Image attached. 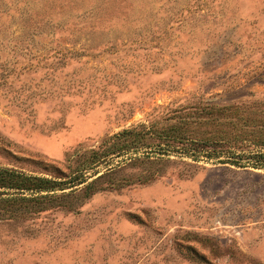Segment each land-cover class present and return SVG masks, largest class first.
<instances>
[{"label": "rangeland", "instance_id": "obj_1", "mask_svg": "<svg viewBox=\"0 0 264 264\" xmlns=\"http://www.w3.org/2000/svg\"><path fill=\"white\" fill-rule=\"evenodd\" d=\"M212 104L264 150V0H0V166L86 179L0 211V264H264V165L156 145Z\"/></svg>", "mask_w": 264, "mask_h": 264}, {"label": "trees", "instance_id": "obj_2", "mask_svg": "<svg viewBox=\"0 0 264 264\" xmlns=\"http://www.w3.org/2000/svg\"><path fill=\"white\" fill-rule=\"evenodd\" d=\"M227 111V106H218L216 104L208 105L206 109L203 110L202 114L207 113L209 115L204 118L205 120L209 119L213 121L212 123L215 125L213 129L209 131L202 129L201 124L207 122L201 120L200 129L190 131L187 126L189 123L187 124L182 121L181 125L169 129L172 130V134H168L171 137L157 134V136H159L158 142L160 143H156V145L162 148L163 143L166 145H174L173 140H177L182 143L181 151L183 153L208 150L209 153L207 156H210V154L220 156L221 151H217V145L219 144V146L222 147L224 142H228V151H226L227 161L232 160V162L239 163L243 158H248L249 161L255 165H264L263 149L250 151L249 154L243 153V132L236 129V131L231 133L226 128V126L229 125V121L225 118H232V115H230L231 117L225 115ZM260 128V131H264V126ZM111 138L114 141L110 144L109 152L121 153L132 149H138L142 146H149L156 136L154 132L151 131V128L145 129V126H143L140 130L136 128L124 129ZM247 140L253 142L256 146L264 147V134L262 133L259 139H253L254 141L251 139ZM85 180L83 169L76 170L66 179L62 178L59 180L27 173L12 167L0 166V211L7 212L11 217H25L32 211L47 208L48 203H54L57 200L66 199L69 196H77L74 190L70 193L61 194H56L55 191L65 189V184L71 183L73 186ZM96 182L97 180L88 182L83 188L82 195H91L95 189L94 186ZM41 192L46 193L40 194Z\"/></svg>", "mask_w": 264, "mask_h": 264}]
</instances>
